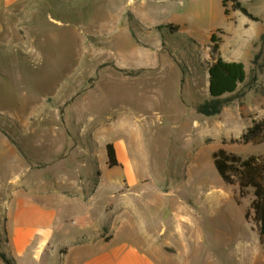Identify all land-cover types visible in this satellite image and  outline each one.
I'll return each mask as SVG.
<instances>
[{"label": "rangeland", "instance_id": "374dc122", "mask_svg": "<svg viewBox=\"0 0 264 264\" xmlns=\"http://www.w3.org/2000/svg\"><path fill=\"white\" fill-rule=\"evenodd\" d=\"M241 1L261 21L231 3L227 16L222 0L131 7L129 0H28L18 7L0 34V199L15 179L17 188L35 191L41 180L60 186L70 169L92 184L105 144L114 142L121 166L107 170L127 173L142 196L135 200L150 215L158 210L169 230L182 200L180 233L203 234L178 264H264L258 228L245 216L253 197L238 204L239 187L224 183L212 156L221 147L264 154V143L242 140L264 118V72L258 91L221 115L195 108L209 97L212 34L248 73L262 47L264 0ZM172 19L179 29L143 25ZM118 68L147 69L133 76ZM6 183L13 187L4 192Z\"/></svg>", "mask_w": 264, "mask_h": 264}, {"label": "crops", "instance_id": "0c3cea01", "mask_svg": "<svg viewBox=\"0 0 264 264\" xmlns=\"http://www.w3.org/2000/svg\"><path fill=\"white\" fill-rule=\"evenodd\" d=\"M27 1L0 0V34L6 19ZM132 1L137 0H129V7ZM136 14L131 15L137 18ZM175 20L143 25L178 27ZM221 52L227 59L223 47ZM107 169L112 168L105 151L89 185L72 169L60 186L48 188L41 180L30 191L17 188L16 179L14 187L6 183L4 192L7 187H13V192L0 199V264H6L1 252L17 264H178L184 247L203 240L202 233H180L177 220L187 216L182 200L178 208L175 203L176 225L169 230L165 219L159 222L158 210L150 215L148 204L135 200L142 196L125 171L116 177ZM1 240L6 241L4 246ZM259 244L261 252L260 237Z\"/></svg>", "mask_w": 264, "mask_h": 264}, {"label": "trees", "instance_id": "16d2710c", "mask_svg": "<svg viewBox=\"0 0 264 264\" xmlns=\"http://www.w3.org/2000/svg\"><path fill=\"white\" fill-rule=\"evenodd\" d=\"M225 14L230 15L229 4L234 11H241L245 16L261 21L253 14L241 0H222ZM173 28V25H160L163 28ZM179 29V28H178ZM177 29V30H178ZM219 32H222L219 30ZM222 40L214 33L211 36L212 62L209 65V97L195 105L196 112L205 117L221 115L226 107L237 101H242L251 91H258L259 76L264 72V33L261 36L262 47L256 51L252 59V68L248 73L243 61H229L221 52ZM127 75L137 76L146 71V68L130 69L118 68ZM264 93V88L261 89ZM242 140L255 145L264 143V118L254 120L248 130L242 135ZM108 166L114 168L120 165L114 143L106 145ZM214 165L227 185L239 187L236 202L241 204L243 198L252 196L246 219L250 217L256 223L261 245L264 246V154H250L244 156L221 147L213 152ZM1 257L6 264H17L16 260L5 252Z\"/></svg>", "mask_w": 264, "mask_h": 264}]
</instances>
